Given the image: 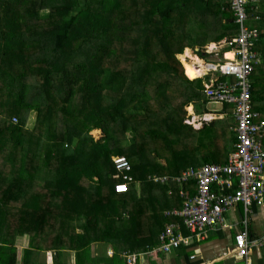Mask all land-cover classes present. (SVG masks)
Returning a JSON list of instances; mask_svg holds the SVG:
<instances>
[{
	"label": "trees",
	"instance_id": "trees-1",
	"mask_svg": "<svg viewBox=\"0 0 264 264\" xmlns=\"http://www.w3.org/2000/svg\"><path fill=\"white\" fill-rule=\"evenodd\" d=\"M259 4L247 8L249 17ZM237 29L230 0H0V217L9 210L18 216L0 227V264H46L33 257L48 252L52 264H88L101 261L90 253L99 242L112 244L110 261H117L123 251L157 244L171 221L161 206L170 188L153 178L180 175L198 155L215 162L227 140L234 144L227 119L200 130L183 123L188 101H201L195 108L202 114L208 100L192 90L182 99L189 86L201 90L202 80H188L176 55ZM256 49L264 62V34ZM263 66L248 78L262 120ZM214 129L223 140L219 150L208 137ZM95 130L98 140L90 135ZM115 156L130 166L124 194L113 189L124 181ZM162 157L165 164L156 161ZM171 187L179 207L178 186ZM25 236L17 260L16 240Z\"/></svg>",
	"mask_w": 264,
	"mask_h": 264
},
{
	"label": "built area",
	"instance_id": "built-area-1",
	"mask_svg": "<svg viewBox=\"0 0 264 264\" xmlns=\"http://www.w3.org/2000/svg\"><path fill=\"white\" fill-rule=\"evenodd\" d=\"M260 0H231V8L234 12V21L239 26L237 32L216 43L210 51L216 62L205 63L204 75L215 74L216 78H210L204 84V96L209 102L231 104L233 106L232 116L235 121V148L228 156L225 165L207 164L200 168H189L180 175L173 178H156L154 181L161 183L176 182L186 184L190 180L196 183L194 194L181 192L183 197L179 209H170L164 213L166 217L178 218L191 235H183L178 223L164 226L158 236L159 247L155 251L169 252L179 245L185 247L192 239L203 240L207 229L225 227L223 215L233 205L241 203L244 212L250 210L252 204L259 207L264 206V120L260 119L258 112L253 110L251 98V86L248 78L259 61L254 51L257 44L259 31L245 25L248 20L247 8ZM228 49L231 57H226ZM220 53V61L217 58ZM207 52V51H206ZM230 77L233 81H221ZM117 178L129 179L123 176L130 166L123 156L112 157ZM237 179L238 188L235 192L220 195L212 191L214 185L230 186L228 180L222 176ZM114 192L126 193L128 187L123 182L114 184ZM242 223L246 225V219ZM247 233H237L234 237V251L237 257L244 259L248 255ZM111 254V251H108ZM125 261L132 264L135 255L126 254ZM194 256H191L193 259Z\"/></svg>",
	"mask_w": 264,
	"mask_h": 264
},
{
	"label": "crops",
	"instance_id": "crops-1",
	"mask_svg": "<svg viewBox=\"0 0 264 264\" xmlns=\"http://www.w3.org/2000/svg\"><path fill=\"white\" fill-rule=\"evenodd\" d=\"M261 4H259V9L257 10V12L255 11L256 9H254L255 11V17L252 16V18H250V24L252 23H257V26L259 29H257V27H250L249 28H254L257 29L259 31V35L257 38V41H259V39H261V34H264V0L260 1ZM262 27V28H260ZM223 40V39H222ZM221 40V41H222ZM219 41V42H221ZM218 43V42H217ZM258 43V42H257ZM212 45L213 48L216 45V42L213 43H208L204 46L201 47H185L182 51L181 54L184 53V50L188 49L191 53V51H193L191 54L195 55L196 57H200L203 63V65H205V63H214L216 62L214 58V55H207V52H210L211 50L208 49V46ZM206 47V49H205ZM257 44L255 45L254 51L257 53L258 59L259 61L255 64V67H258L260 65H264V62L262 60V56L260 55V52L256 49ZM212 48V49H213ZM201 49V50H200ZM224 50L221 51L222 52H226V54L230 53L228 49L223 48ZM207 52H206V51ZM228 50V51H227ZM216 51L218 52L217 54V58L222 61L219 57H220V53L219 51L216 49ZM178 54L176 55V59L179 61V63L182 66L183 69V73L184 76L186 78H188L185 75V71L182 65V62L178 59V56L181 55ZM231 54V53H230ZM212 57V61L211 62H204V58L206 59V57ZM185 61H189L187 59H185ZM198 65L196 64V67ZM264 67V66H263ZM199 67H197L198 69ZM257 69V68H256ZM256 69L254 71H256ZM205 72V71H204ZM215 74H209L207 76L204 75V73L195 78L196 80H203L205 79V82H202V88L201 90L199 89H194L193 86H189L187 87L184 91H182V99H184V101H187V98L184 97V93L188 90H192L196 93H203L204 92V84L207 83V81L210 78H216ZM193 79V80H195ZM188 80H191L188 78ZM226 81H232V79L230 77L225 78ZM252 81V80H251ZM264 94V91L262 92ZM262 95V94H261ZM264 98V97H263ZM201 101H188V104L185 105L184 107H182V111H183V123L185 124H190L193 127H195V130H200L203 125L205 123H209L213 120H229L230 124H229V128H228V133L230 136L234 137V144H232L229 140H227V142L225 143V148L226 150H224L222 153H219L217 159L215 162H212L211 159H209V161L211 162H202V161H197L198 159L202 158V156L198 155V159H193V163L187 168H200L203 165H207V164H215V165H225L227 162V158L228 156L233 152L234 150V146H235V132H234V128H235V121L233 119L232 116V112L230 114H224L221 110H222V105H221V109L219 111H211L209 112L206 109V104H202V109L200 107V109L202 110V114H196V108H195V103H200ZM211 103V102H210ZM175 106V105H174ZM254 106L253 101H252V107ZM189 107L191 109V113L189 112ZM174 108V107H173ZM175 110H177L179 112V115L181 116V111L180 109L175 108ZM187 111V113H185ZM258 112V111H256ZM206 113H209L207 115H205ZM203 117V118H202ZM207 117V119H206ZM196 122V125H193L192 123ZM187 124V125H188ZM220 124L222 125L221 128L225 129L224 123L220 122ZM198 128V129H196ZM216 131L220 130H213V132L208 134V137L210 138V140H214L215 144L213 146V149H217L219 150L222 146L223 140L221 139V135H218V133ZM216 137V140H215ZM205 140V139H203ZM226 140V138H225ZM233 141V139H232ZM209 141L205 140V143H207ZM211 156V152L207 153L205 157L207 156ZM165 158L162 157L161 158V163L165 164ZM185 169V170H187ZM184 170V171H185ZM118 179V178H117ZM223 180H228L231 185L230 186H219V185H214L212 187V191L214 193L220 194V195H226V194H233L235 192V190H237L238 188V184H237V179L236 178H232L231 181L229 180V177L223 175L222 176ZM120 182V181H117ZM133 187V192L136 195H140L141 194V187L140 184L138 182H135L134 184H132ZM165 185L169 186L170 190H168L166 192V196L165 197L163 195L162 192L157 191V192H153V197L159 196L161 197L162 195L164 196L163 198L161 197V199L163 200V205H161L162 207H165L167 204V209H179L181 207L182 204V200L183 197L181 196V192H187L190 194H194L195 193V187H196V183L194 180H190L189 182H187L184 185L181 184H176L174 182H168ZM171 186H178V191L176 192L177 195L180 197L181 202H180V206L179 207H174L173 205L175 203H173L170 199L171 196H173L174 192L172 190ZM159 197H156V199L159 200ZM160 202V201H159ZM173 207V208H172ZM166 210H164L162 212V215L164 216V213L166 212ZM243 219H246L247 224H248V236H249V240L253 242V244L250 246L249 251H248V255L246 256V258L241 259L239 257L236 256L235 251H234V237L237 233H239V231L241 230V226H243L242 221ZM174 220V221H172ZM171 223H178L180 225V231L182 232L183 235L187 236V235H191L190 232L184 227V225L181 223V220L178 218H173L171 217V221L166 223L167 224H171ZM223 223L225 225V227H218L216 229H207L206 233H205V239L203 240H195L192 239L191 241H189V245L188 246H184V245H179L178 248L176 249H171L169 252L164 253L162 251H155L160 243L159 240L157 241V244H155L154 246H146L144 249H141L140 247H138L137 249H135L132 252H126L123 251L121 253H119V260H113L110 261V258L114 255L115 250L112 246V244L110 243H93L91 244L90 248H91V252L93 256H96L97 254H101L98 255V259H101V261L97 260V262H88V264H127L125 261V255L126 254H130V255H135V259L134 262L132 264H264V206L263 207H259L256 204H252L250 206V210L245 213L244 212V207L241 203L235 204L233 205L227 212L224 213L223 215ZM164 228V227H163ZM163 230V229H162ZM144 237H148V234H144ZM6 247V246H4ZM3 247V248H4ZM21 247L20 250L17 249V260H20L21 254H22V249L24 248L23 246H17ZM108 251H111V254H108ZM128 251V250H127ZM116 254V253H115ZM194 256L193 259H191V256ZM50 256V257H49ZM52 255L50 252H48L46 254V256H41L42 261H44L46 264H52ZM92 258V257H91ZM33 260L36 261V263L39 262L38 259L33 257Z\"/></svg>",
	"mask_w": 264,
	"mask_h": 264
},
{
	"label": "rangeland",
	"instance_id": "rangeland-1",
	"mask_svg": "<svg viewBox=\"0 0 264 264\" xmlns=\"http://www.w3.org/2000/svg\"><path fill=\"white\" fill-rule=\"evenodd\" d=\"M230 2H231V0H230ZM250 18L251 17H249L248 16V20L245 22V25L248 27V22L250 21ZM234 23H235V21H234ZM236 24V23H235ZM237 25V24H236ZM237 28H239V26L237 25ZM238 30V29H237ZM190 43H192V44H194V41H191ZM212 48H213V46L212 45H209L208 46V49L209 50H212ZM193 51H191V53H192ZM207 55H211L210 54V52H207ZM212 56V55H211ZM200 60H201V58L200 57H198ZM213 59H215V57L213 58ZM204 61L205 62H211L212 61V57H206V60H205V58H204ZM186 62H189V61H186ZM183 65V64H182ZM184 68V67H183ZM206 80L205 79H203L202 80V82H205ZM172 102H173V105H176L177 103H178V100L177 99H175V97L173 96V98H172ZM208 103L209 104H207L205 107H206V109L209 111V112H211V111H219L220 109H221V104L220 103H214V102H212V103H210L209 101H208ZM233 108V107H232ZM185 113H187V111L185 112ZM33 122H34V115L32 114V115H30V117H29V120H28V123H27V127L28 128H31L32 126H33ZM185 124V123H184ZM188 124V123H187ZM186 124V125H187ZM188 125H190V124H188ZM191 127H192V129H194L195 130V127H193L192 125H190ZM196 129H198V128H196ZM222 129V128H221ZM183 132V131H182ZM181 132V133H182ZM213 132V131H212ZM204 134H206V133H204ZM90 135L93 137V139H95V140H98L100 137H102V133L100 132V131H91L90 132ZM130 144V141H128L127 143H125V144H123V147L124 146H127V145H129ZM203 145V142H200V141H197L196 140V146H202ZM157 162H159V163H161V160H156ZM4 173L6 174V175H9L10 174V170L8 169V170H5L4 171ZM16 217H18L17 215L16 216H13V211L11 212L10 210H9V212L8 213H5V215H4V217H0V227L1 226H4V225H8V224H10L11 223V221H13ZM29 243V238H27L26 236L25 237H22V238H19L18 240H16V245L17 246H23V247H26L27 246V244ZM20 248L21 247H18L17 249H19L20 250ZM34 258H36V259H38L39 261H40V259H41V256H38V255H36V254H34ZM46 256V255H45ZM50 257V256H49ZM88 262H89V259H88ZM70 264H74V262H73V258H71V262H70Z\"/></svg>",
	"mask_w": 264,
	"mask_h": 264
},
{
	"label": "bare ground",
	"instance_id": "bare-ground-1",
	"mask_svg": "<svg viewBox=\"0 0 264 264\" xmlns=\"http://www.w3.org/2000/svg\"><path fill=\"white\" fill-rule=\"evenodd\" d=\"M206 49V47H205ZM201 50V49H200ZM206 51V50H205ZM228 51V50H227ZM227 58L231 57V54L228 53L226 54ZM178 59L182 62L183 67H184V71H185V75L193 80L199 76H201L204 71H205V66L203 65L202 61H200V59L198 57H196L195 55L191 54L190 51L188 49L184 50V53L178 56ZM185 59L189 60V62H186ZM206 60V59H205ZM205 62V61H204ZM196 64L198 65L197 67H199L197 69ZM255 69V67H254ZM254 71V70H253ZM203 118V117H202ZM207 119V117H206ZM192 123V122H191ZM193 125H196V122L192 123ZM128 162V161H127ZM129 164V163H128ZM130 170V169H129ZM128 170V171H129ZM127 172V171H124ZM123 183L126 185V187H129L128 183L130 182V178L129 179H123ZM243 224V223H242ZM245 231L247 233V242L249 243L248 245V251L250 246L253 244L252 241L249 240V236H248V224L246 223V225L241 226V230L240 232Z\"/></svg>",
	"mask_w": 264,
	"mask_h": 264
},
{
	"label": "clouds",
	"instance_id": "clouds-1",
	"mask_svg": "<svg viewBox=\"0 0 264 264\" xmlns=\"http://www.w3.org/2000/svg\"><path fill=\"white\" fill-rule=\"evenodd\" d=\"M261 1V0H260ZM251 6H253V5H251ZM232 12H233V10H232ZM233 14H234V12H233ZM247 15H248V12H247ZM249 16V15H248ZM128 190H129V187H128ZM128 192V191H127ZM126 192V193H127ZM124 194V193H123ZM98 255H101V254H98Z\"/></svg>",
	"mask_w": 264,
	"mask_h": 264
},
{
	"label": "flooded vegetation",
	"instance_id": "flooded-vegetation-1",
	"mask_svg": "<svg viewBox=\"0 0 264 264\" xmlns=\"http://www.w3.org/2000/svg\"><path fill=\"white\" fill-rule=\"evenodd\" d=\"M188 79V78H187Z\"/></svg>",
	"mask_w": 264,
	"mask_h": 264
}]
</instances>
